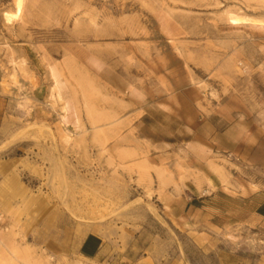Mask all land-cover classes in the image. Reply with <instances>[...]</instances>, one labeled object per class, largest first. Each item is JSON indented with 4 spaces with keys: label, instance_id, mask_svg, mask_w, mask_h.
<instances>
[{
    "label": "rangeland",
    "instance_id": "rangeland-1",
    "mask_svg": "<svg viewBox=\"0 0 264 264\" xmlns=\"http://www.w3.org/2000/svg\"><path fill=\"white\" fill-rule=\"evenodd\" d=\"M15 12L0 0V264H264L259 198L238 197L264 172L227 154L186 170L170 145L201 115L264 121V0ZM185 188L224 193L190 213Z\"/></svg>",
    "mask_w": 264,
    "mask_h": 264
},
{
    "label": "crops",
    "instance_id": "crops-1",
    "mask_svg": "<svg viewBox=\"0 0 264 264\" xmlns=\"http://www.w3.org/2000/svg\"><path fill=\"white\" fill-rule=\"evenodd\" d=\"M174 117V116H173ZM173 134L177 136L178 127L177 118L174 117ZM194 121H199L195 127L192 122L185 126L186 138H174L172 141V150L174 153L178 150V145H183L181 149L186 154V160L183 168L194 170L206 164L211 155L227 154L235 157L240 163L248 165L254 170L264 172V121H260L256 113L251 117H244L240 113L233 121L225 124L223 118L215 115H201L195 117ZM181 156V155H180ZM191 180H188L190 182ZM217 192H223L220 189L208 191L207 195L183 189V194L179 197V205L184 202L185 208L190 213L198 210L199 206L203 208V198L211 197ZM246 194H239L241 199L259 198L254 206L253 217L264 223V192L247 191ZM224 193V192H223ZM251 203V201H250Z\"/></svg>",
    "mask_w": 264,
    "mask_h": 264
},
{
    "label": "bare ground",
    "instance_id": "bare-ground-1",
    "mask_svg": "<svg viewBox=\"0 0 264 264\" xmlns=\"http://www.w3.org/2000/svg\"><path fill=\"white\" fill-rule=\"evenodd\" d=\"M23 3H24V0H14V6H15V9H16V12H15V14H8V13L4 14L5 20L7 22H10V20L12 18L16 17L17 14H19L21 12L22 7H23Z\"/></svg>",
    "mask_w": 264,
    "mask_h": 264
}]
</instances>
